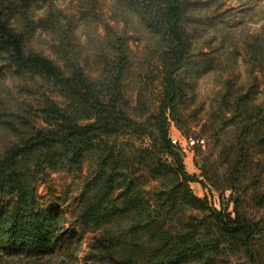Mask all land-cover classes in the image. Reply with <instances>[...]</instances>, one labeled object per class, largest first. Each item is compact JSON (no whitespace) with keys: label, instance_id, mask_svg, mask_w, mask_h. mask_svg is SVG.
Returning a JSON list of instances; mask_svg holds the SVG:
<instances>
[{"label":"trees","instance_id":"1","mask_svg":"<svg viewBox=\"0 0 264 264\" xmlns=\"http://www.w3.org/2000/svg\"><path fill=\"white\" fill-rule=\"evenodd\" d=\"M114 1L152 36L144 85L158 89L153 109L144 99L147 88L134 102L125 94L130 51L124 33L102 23L92 77L71 17L48 9L36 20V0H0V77L10 71L34 98L9 105L0 97V264H72L76 229L98 232L83 264H229L231 257L264 264V192L255 173L264 171V159L254 163L252 156L256 147L264 154L261 35L246 43L259 78L245 88L226 81L195 135L212 139L235 129L223 172H209L206 157L199 165L200 177L220 198L216 208L193 194L169 139L171 125L188 131L185 106L196 78L207 71L192 53L195 1ZM38 29L53 35L57 61L29 48ZM51 173L70 176V184L58 191ZM40 184L46 185L43 196ZM67 202L70 219L59 211Z\"/></svg>","mask_w":264,"mask_h":264},{"label":"rangeland","instance_id":"2","mask_svg":"<svg viewBox=\"0 0 264 264\" xmlns=\"http://www.w3.org/2000/svg\"><path fill=\"white\" fill-rule=\"evenodd\" d=\"M190 12L189 30L192 36L194 59L207 67V71L195 80L191 98L185 106L188 116L187 132L170 126V132L181 140L192 138L199 134L201 125L208 120L210 111L216 109L220 100L224 83L233 86L248 85L253 76L259 78L258 72H253L251 57L246 48V43L255 35H261L264 44V0H194ZM48 9L60 10L66 17H71L75 26L76 43L81 49L87 70L92 77L97 75L99 67L94 56L98 43L103 35L102 23L106 22L115 30L124 33L129 42V67L125 77V94L134 102L138 92L144 91L145 100L153 109V102L158 94V89L153 83L150 87L144 85L146 76L152 70V57L149 47L152 36L139 24L136 17L127 11L121 4L114 0H36L32 7L34 19L43 17ZM54 37L49 31L36 30L29 41V48L39 51L44 55L58 60L53 53ZM21 79L15 77L10 71L5 70L0 77V97L9 105L20 102H32L33 96L20 88ZM25 85H33L27 82ZM262 84L257 88L255 100L261 98ZM7 91L10 94H6ZM227 117V115L225 116ZM216 123L215 127H220ZM219 137L212 139L201 135L205 144L196 152L195 148L187 149L183 153L185 172L191 177L189 187L198 198H206L216 208H220L218 193L210 189L200 177L199 165L206 157L209 172L221 174L227 160L231 155L235 129L229 126ZM254 163L263 161V150L255 148L252 152ZM257 170V168H256ZM86 169H84V172ZM260 189L264 192V171L258 173ZM71 177L65 174H50V184L58 191L62 185H68ZM40 196L46 194V185L38 187ZM60 193H57L59 195ZM225 191L223 197L227 196ZM71 195V193L69 194ZM70 204H59V211L63 217L70 219L73 214ZM77 241L73 247L74 256L72 264H83V256L88 251V244L92 241L95 231L75 230ZM57 257L51 260L55 262ZM229 264H243L231 257Z\"/></svg>","mask_w":264,"mask_h":264},{"label":"built area","instance_id":"3","mask_svg":"<svg viewBox=\"0 0 264 264\" xmlns=\"http://www.w3.org/2000/svg\"><path fill=\"white\" fill-rule=\"evenodd\" d=\"M169 139L170 143L176 147V149L180 150L181 152H185L187 149H191L196 145L203 147L205 144L204 138H188L181 140L176 135L169 132Z\"/></svg>","mask_w":264,"mask_h":264},{"label":"water","instance_id":"4","mask_svg":"<svg viewBox=\"0 0 264 264\" xmlns=\"http://www.w3.org/2000/svg\"><path fill=\"white\" fill-rule=\"evenodd\" d=\"M176 152H177L181 157L184 156L183 153H182L180 150L176 149Z\"/></svg>","mask_w":264,"mask_h":264}]
</instances>
